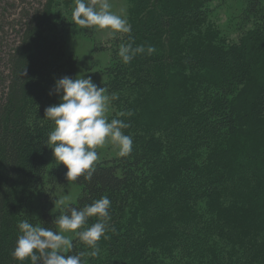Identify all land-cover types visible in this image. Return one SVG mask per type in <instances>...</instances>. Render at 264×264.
I'll return each instance as SVG.
<instances>
[{"label":"trees","instance_id":"16d2710c","mask_svg":"<svg viewBox=\"0 0 264 264\" xmlns=\"http://www.w3.org/2000/svg\"><path fill=\"white\" fill-rule=\"evenodd\" d=\"M58 1L21 8L15 40L0 52V264H19L11 254L19 221L58 230L50 207L28 206V194L47 184L79 186L69 202L79 209L110 196L104 249L87 264H264V0H242L234 41L203 26L214 0H143L131 33L116 42L155 51L124 64L115 50L100 87L145 84V121L139 100L123 111L145 149L98 160L90 180L76 181L63 164L49 167L45 144L55 125L44 107L55 81L75 71L61 37L40 39ZM131 184L146 186L145 196H128ZM73 244L69 254L90 251Z\"/></svg>","mask_w":264,"mask_h":264},{"label":"clouds","instance_id":"9594fccd","mask_svg":"<svg viewBox=\"0 0 264 264\" xmlns=\"http://www.w3.org/2000/svg\"><path fill=\"white\" fill-rule=\"evenodd\" d=\"M72 22L81 29L106 30L113 39L132 30L126 17L112 11L110 0H75ZM154 51L151 46L133 47L127 43L119 46L118 56L122 63L128 64L136 55L145 52L150 55ZM54 91L60 94V103L45 109V116L55 125L45 144L52 149L55 161L66 166V179L76 181L84 176L90 180L99 160L97 149L107 144L114 145L121 157L130 155L133 140L122 131L129 125L121 119L109 121L107 116L110 101L117 99L116 95L109 96L105 87L98 88L91 77L83 74L56 80ZM59 204L64 211L54 221L56 231L33 225L27 219L19 221L20 234L11 253L19 264H24L25 260L30 264H87V257L99 255V241L107 239L106 233L110 230V199L102 196L82 209L70 207L65 200H60ZM90 217H96L97 221L87 226ZM74 238L90 251L69 254Z\"/></svg>","mask_w":264,"mask_h":264},{"label":"rangeland","instance_id":"374dc122","mask_svg":"<svg viewBox=\"0 0 264 264\" xmlns=\"http://www.w3.org/2000/svg\"><path fill=\"white\" fill-rule=\"evenodd\" d=\"M44 2L45 0H0V28L4 25V31H0V52L6 51L15 40L16 34L11 29V23L13 22V24L17 26V22L14 20L19 19L20 9H28L30 7L31 9L33 7L37 8ZM110 3L112 5V11L126 17L130 25L132 18L138 15V11L144 8L143 0H110ZM74 5L75 0L71 2V9L74 8ZM68 8L69 6L65 0H63V2L58 1L55 13H53L51 19L52 22L41 33L40 39L52 44L58 37H61L58 40L64 43L63 48L67 56H69V61L74 62L75 71L73 78H75L77 74L91 77L92 82L99 88L109 79L108 76L104 75L102 72L113 62V53L115 50L117 51L121 45L117 43L116 40L121 39L124 34H120L118 38L113 39L108 36L106 30H96L93 28L92 36L87 37L84 29H81L78 25L71 22L72 18H68L66 24L62 22ZM242 10V0H214L211 5V12L203 26L213 25L222 36L232 41L237 40L239 34V31H237V23L241 17ZM165 36L168 41L167 34H164L162 39ZM57 61L60 62L61 60L58 59ZM2 68L1 66V69ZM130 86L123 87L120 91L111 92L107 90L109 96L114 94L118 97L110 101V110L107 116L109 121L116 118L127 123L129 127L122 129L123 133L132 137V150H141L145 148L134 145V123L132 114L125 116L117 115V113L128 109L127 104L129 102H135L136 100H139V102L138 106L134 109L136 113H139L138 120L140 123L145 121L147 117L146 113H149L148 100L144 94L145 84L136 83V85ZM59 103L60 94H57V96L53 98L51 96L50 101L44 107V111L50 105ZM97 152L99 160H109L119 156L117 148L111 144H107L103 148H98ZM47 158L49 167H59L63 164L55 161L51 148H49ZM146 189V186L143 184H131L128 187V196L133 194L144 197ZM79 192L80 187L74 184H68L66 186H52L51 184H47L45 188H39L28 194V206L35 214L40 212L42 206L50 207L51 212L58 216L63 212L59 201L65 200L66 204L74 201ZM107 197L110 199L109 195H107ZM102 248L104 249L102 246L100 250H102Z\"/></svg>","mask_w":264,"mask_h":264}]
</instances>
